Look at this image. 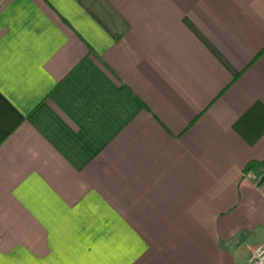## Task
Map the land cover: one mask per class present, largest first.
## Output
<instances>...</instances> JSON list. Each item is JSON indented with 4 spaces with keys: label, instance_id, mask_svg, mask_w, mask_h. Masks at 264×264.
I'll return each instance as SVG.
<instances>
[{
    "label": "crops",
    "instance_id": "0c3cea01",
    "mask_svg": "<svg viewBox=\"0 0 264 264\" xmlns=\"http://www.w3.org/2000/svg\"><path fill=\"white\" fill-rule=\"evenodd\" d=\"M262 160L264 0H0V264H252Z\"/></svg>",
    "mask_w": 264,
    "mask_h": 264
},
{
    "label": "built area",
    "instance_id": "2783aa9c",
    "mask_svg": "<svg viewBox=\"0 0 264 264\" xmlns=\"http://www.w3.org/2000/svg\"><path fill=\"white\" fill-rule=\"evenodd\" d=\"M250 261L252 264H264V247L254 249Z\"/></svg>",
    "mask_w": 264,
    "mask_h": 264
},
{
    "label": "trees",
    "instance_id": "16d2710c",
    "mask_svg": "<svg viewBox=\"0 0 264 264\" xmlns=\"http://www.w3.org/2000/svg\"><path fill=\"white\" fill-rule=\"evenodd\" d=\"M248 170L264 171V160L258 162H250L245 168V171Z\"/></svg>",
    "mask_w": 264,
    "mask_h": 264
}]
</instances>
